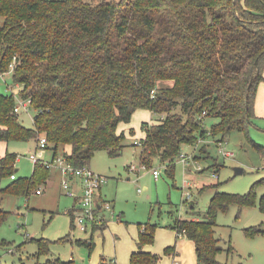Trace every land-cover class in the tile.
<instances>
[{
    "label": "trees",
    "instance_id": "1",
    "mask_svg": "<svg viewBox=\"0 0 264 264\" xmlns=\"http://www.w3.org/2000/svg\"><path fill=\"white\" fill-rule=\"evenodd\" d=\"M0 17V75L10 72L19 86L18 93L0 92V144L44 135L52 157L88 166L96 151L117 156L125 139L118 125L147 109L164 115L144 126L141 162L158 157L170 164L183 145L217 137L220 144L231 130L246 132L255 117L264 81V0H0ZM16 94L31 99L32 127L13 112ZM207 118L217 119L208 129ZM16 159L8 150L0 156V225L8 214L2 195L28 196L52 170L34 163L30 176L16 178ZM255 197L254 186L244 194L216 192L205 220L177 218L170 227L194 243L197 264H220L217 213L253 205ZM155 229L140 225L129 264H158L157 254L142 250ZM257 232L247 229L248 236ZM69 240L70 233L57 241ZM35 241L36 264H75L58 257L40 263L56 241Z\"/></svg>",
    "mask_w": 264,
    "mask_h": 264
},
{
    "label": "rangeland",
    "instance_id": "2",
    "mask_svg": "<svg viewBox=\"0 0 264 264\" xmlns=\"http://www.w3.org/2000/svg\"><path fill=\"white\" fill-rule=\"evenodd\" d=\"M87 1L95 3L99 0ZM17 90L19 86L13 83L10 72L0 75V92L10 94ZM179 111V107L173 109V112ZM163 115L137 109L129 122L118 125V132L125 136L121 152L113 157L105 150L94 153L88 167L105 177L101 196L113 203L115 216L123 213L121 223L129 233L137 224L139 227L146 223L154 224L153 244L155 242L158 248V264H174L172 257L165 256L163 244L173 234L170 226L175 219L205 220L210 199L216 192L244 194L254 186L256 197L253 205L240 208L231 204L226 212L217 213L214 231L223 250L216 259L220 264H264V212L260 208V198L264 196V119L253 118L246 132L229 131L220 144L217 137L201 139L194 146L183 145L181 153L186 154L185 163L179 155L170 164L161 162L158 157L152 159L151 165L143 164L139 142L144 137V126L157 123ZM32 117L31 110L19 113V120L26 127H32ZM216 120L207 118L204 128H210ZM35 145L31 139L12 141L7 146L8 151L17 154L14 164L16 178L31 175L34 162L29 159L30 154L36 152L39 159H51V149L36 150ZM223 153L232 155L224 156ZM132 165L135 171L129 170ZM168 165L174 166L172 171ZM235 167H240L242 172L236 175ZM152 169L159 170L157 179L153 177ZM54 171L52 169L46 183L39 186L42 193L38 195L34 191L28 196L2 195L1 207L8 214L0 225V241L4 243L0 244V263L36 264L37 239L56 241L50 245L49 255L39 256L40 263L59 256L58 252L62 260H68L69 245L57 240L69 233L74 238L87 236L71 223L68 211L74 200L65 195L60 175H55ZM7 183L9 180L4 179L2 184ZM187 193L190 197L186 196ZM249 228H259L263 232L248 236ZM178 239L183 237L178 236ZM112 248L113 241L106 239L100 244V255L111 253ZM94 249L88 248L84 256L86 264L90 263ZM23 255L28 258H23ZM75 264L81 263L75 261Z\"/></svg>",
    "mask_w": 264,
    "mask_h": 264
},
{
    "label": "crops",
    "instance_id": "3",
    "mask_svg": "<svg viewBox=\"0 0 264 264\" xmlns=\"http://www.w3.org/2000/svg\"><path fill=\"white\" fill-rule=\"evenodd\" d=\"M263 75H264V71H263ZM159 84L160 86L162 84H166L167 86H170L172 82L161 81L159 82ZM14 93H16V91ZM254 115H255L254 118L264 119V81L260 82L256 91V96L254 101ZM8 145L9 144H6L5 142H2L0 144V156H3L5 154ZM53 170H55L54 171L55 175L56 174L59 175V172L56 169ZM102 199L104 198L102 197ZM111 204L113 209V203L111 202ZM109 215L110 216L107 219V222L102 227L100 226L101 228L95 227L88 230L86 232L87 236L82 238H74L71 235V240L66 241L67 244L69 245L68 246L69 253L67 254L68 260H73L74 263L75 261H78L81 264H86L84 260V256L87 254L88 247L86 246V244H84V242L86 243L91 242L92 248L95 247V249L93 250V254L91 256L89 264H98V263L99 264H129L131 253L139 249L138 234L140 232V227L137 224L135 227H133V229H131L132 233H129L128 229L121 223L122 221L121 217L123 213H120L118 216L117 215L115 216L113 209L112 213ZM111 217L114 218L111 219ZM112 220H116V221H112ZM172 232L173 234L168 236L167 241L163 244L165 245L163 247V250L167 247H172L173 249L170 254H166L165 256L172 257L174 264L175 263L197 264L195 257L194 243L191 240L187 239L185 236H182L183 239H178V235H176L174 229H172ZM106 239L110 240L111 242L113 241V248L111 250V253H108L106 255H100V249H99L100 244L101 242H104ZM142 250L156 254L158 248L156 247L154 242V244L151 243L144 245L142 247ZM58 253L59 256H55L51 258H56V257L60 258V252ZM103 253H105V249L103 250ZM23 258H28V257L23 255Z\"/></svg>",
    "mask_w": 264,
    "mask_h": 264
},
{
    "label": "built area",
    "instance_id": "4",
    "mask_svg": "<svg viewBox=\"0 0 264 264\" xmlns=\"http://www.w3.org/2000/svg\"><path fill=\"white\" fill-rule=\"evenodd\" d=\"M13 63L11 64L12 67ZM18 93V90L16 91ZM31 99L22 97L16 94V103L13 107L15 114L21 112H28L31 110ZM140 144V142H139ZM44 135L38 137L35 148L36 150H43L48 148ZM224 156H231V153H223ZM29 159L34 163H40L48 169H56L60 175L61 189L65 195L73 198L74 203L72 208L68 211L74 214L73 224L81 232L86 233L88 230L103 226L108 219V215L112 213V204L110 201L102 199L101 185L105 177L94 173L88 166H74L67 161L62 155L51 157L50 160H41L38 158L36 152L29 155ZM180 160L186 162V154H180ZM130 171H135L134 165L129 167ZM152 175L157 178L159 175L158 169H152ZM14 175H11V179ZM42 193L41 189L35 190V194ZM190 197V194H186ZM184 232H178V236H183ZM179 264V263H175Z\"/></svg>",
    "mask_w": 264,
    "mask_h": 264
},
{
    "label": "water",
    "instance_id": "5",
    "mask_svg": "<svg viewBox=\"0 0 264 264\" xmlns=\"http://www.w3.org/2000/svg\"><path fill=\"white\" fill-rule=\"evenodd\" d=\"M235 174H240L242 172V169L240 167H235L234 168Z\"/></svg>",
    "mask_w": 264,
    "mask_h": 264
},
{
    "label": "bare ground",
    "instance_id": "6",
    "mask_svg": "<svg viewBox=\"0 0 264 264\" xmlns=\"http://www.w3.org/2000/svg\"><path fill=\"white\" fill-rule=\"evenodd\" d=\"M176 235H178V232H176Z\"/></svg>",
    "mask_w": 264,
    "mask_h": 264
}]
</instances>
